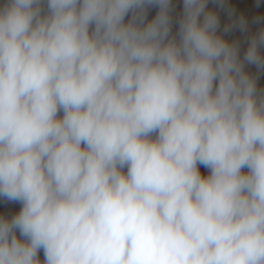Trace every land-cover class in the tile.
Listing matches in <instances>:
<instances>
[{"label":"clouds","instance_id":"1","mask_svg":"<svg viewBox=\"0 0 264 264\" xmlns=\"http://www.w3.org/2000/svg\"><path fill=\"white\" fill-rule=\"evenodd\" d=\"M208 4H0V264H264V27Z\"/></svg>","mask_w":264,"mask_h":264},{"label":"crops","instance_id":"2","mask_svg":"<svg viewBox=\"0 0 264 264\" xmlns=\"http://www.w3.org/2000/svg\"><path fill=\"white\" fill-rule=\"evenodd\" d=\"M4 0H0V4H3ZM175 5L174 17L178 16L182 10V0H173ZM208 7L214 9L219 13L221 21V30L232 21L241 16L245 17L248 22V32H242L239 28H234L230 33L227 34L226 38L229 40H239L241 42V55L246 50L247 42L246 36L254 33L260 28L264 27V20L261 23H253L255 17H264V0H259V7H257V0H225V8L221 9L213 2L209 0ZM157 8L153 7L148 12V20L150 21L156 15ZM231 12V15L229 14ZM176 30V25L173 26V31ZM246 70L256 73L254 66H246ZM257 83H264V74H260ZM62 115V113H61ZM202 174H207V169L201 166ZM21 208V205L16 202H9L6 199L0 197V216L11 218L16 215ZM39 259L43 262L44 256L43 251H40Z\"/></svg>","mask_w":264,"mask_h":264},{"label":"trees","instance_id":"3","mask_svg":"<svg viewBox=\"0 0 264 264\" xmlns=\"http://www.w3.org/2000/svg\"><path fill=\"white\" fill-rule=\"evenodd\" d=\"M257 84H258V88L264 89V83H257Z\"/></svg>","mask_w":264,"mask_h":264}]
</instances>
